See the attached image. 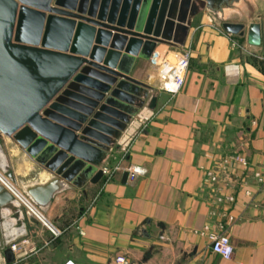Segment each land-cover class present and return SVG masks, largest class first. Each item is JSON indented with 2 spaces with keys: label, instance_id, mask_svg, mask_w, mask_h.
Listing matches in <instances>:
<instances>
[{
  "label": "crops",
  "instance_id": "obj_1",
  "mask_svg": "<svg viewBox=\"0 0 264 264\" xmlns=\"http://www.w3.org/2000/svg\"><path fill=\"white\" fill-rule=\"evenodd\" d=\"M261 16L264 0H224L194 18L184 47L158 44L163 54L192 52L186 84L175 95L161 90L150 60H137L132 76L153 91L101 165L114 171L109 180L77 187L2 138L0 168L45 221L13 201L0 206V264L13 245L14 264H115L117 254L139 264H264V188L254 178L255 171L264 174V46L222 27L224 20L248 26ZM234 154L248 167L224 170L217 186L209 184L206 171ZM129 168L142 173L123 181ZM53 181L45 203L29 194L34 188L45 196ZM218 192L235 201L216 204ZM229 214L235 253L226 260L211 251L208 232L224 230Z\"/></svg>",
  "mask_w": 264,
  "mask_h": 264
},
{
  "label": "water",
  "instance_id": "obj_2",
  "mask_svg": "<svg viewBox=\"0 0 264 264\" xmlns=\"http://www.w3.org/2000/svg\"><path fill=\"white\" fill-rule=\"evenodd\" d=\"M222 1L0 0V140L77 187L98 183L109 150L153 91L132 76L137 60L149 61L158 44L184 47L194 18ZM222 27L264 46V16ZM157 103L151 96L148 108ZM56 187L29 194L45 203ZM12 201L0 184V206ZM4 254L16 262L11 247Z\"/></svg>",
  "mask_w": 264,
  "mask_h": 264
},
{
  "label": "built area",
  "instance_id": "obj_3",
  "mask_svg": "<svg viewBox=\"0 0 264 264\" xmlns=\"http://www.w3.org/2000/svg\"><path fill=\"white\" fill-rule=\"evenodd\" d=\"M192 57V52L189 49H184L177 53H167L155 50L150 63L156 66L158 69L159 78L161 80V90L169 93L170 95H175L181 92L186 84L187 75L190 67V60ZM142 123L146 122L147 119H141ZM254 123V122H253ZM249 162L247 158L242 154L228 155L221 158L218 162L214 164L209 170L206 171V181L211 185H218L220 183V174L224 170H229L235 167H248ZM120 166L117 165L114 170H119ZM104 175L108 176V180L113 175V170L110 172L107 168H104ZM142 173L140 168H129L128 169V179L134 181ZM254 178L258 182L260 189L264 188V174L261 171L254 172ZM0 184L13 196V202L17 205L24 207L29 213L35 215L42 221H45L44 216L41 214L36 204L33 202L31 197L25 193L22 189L18 188L17 185L12 181V179L6 174V172L0 171ZM250 195V192H246ZM214 202L216 204H222L224 202L233 203L235 197L231 194H222L218 192L214 195ZM233 215L229 214L227 216V223L224 230L215 231L209 230L206 226L208 232V238L210 240L211 251L222 257L223 259L230 260L233 258L235 249L231 243L230 237L228 235V229L230 225L234 222ZM55 235L58 232L52 228ZM12 249L17 251V246L13 245ZM115 264H139L138 262L127 258L124 254H117L114 257ZM63 264H77L73 260H66Z\"/></svg>",
  "mask_w": 264,
  "mask_h": 264
},
{
  "label": "rangeland",
  "instance_id": "obj_4",
  "mask_svg": "<svg viewBox=\"0 0 264 264\" xmlns=\"http://www.w3.org/2000/svg\"><path fill=\"white\" fill-rule=\"evenodd\" d=\"M7 155V154H6ZM0 171H2V169L0 168ZM13 181V180H12ZM16 185H17V187L18 188H20V189H22V187L17 183V182H15V181H13Z\"/></svg>",
  "mask_w": 264,
  "mask_h": 264
}]
</instances>
